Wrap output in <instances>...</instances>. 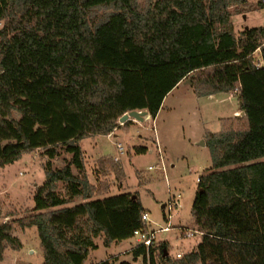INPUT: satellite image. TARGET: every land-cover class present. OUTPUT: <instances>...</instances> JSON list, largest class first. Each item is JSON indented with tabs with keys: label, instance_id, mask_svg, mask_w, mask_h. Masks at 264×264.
Returning <instances> with one entry per match:
<instances>
[{
	"label": "trees",
	"instance_id": "16d2710c",
	"mask_svg": "<svg viewBox=\"0 0 264 264\" xmlns=\"http://www.w3.org/2000/svg\"><path fill=\"white\" fill-rule=\"evenodd\" d=\"M102 8L113 11L95 21ZM261 8L247 0H148L144 10L137 0H0V168L36 150L49 159L29 214L0 222V261L22 248L14 227L36 229L42 264H84L98 238L109 247L153 232L136 195L98 197L83 177L79 142L108 136L129 112L154 120L168 93L190 80L198 98L236 91L242 117L222 120L206 140L211 166L198 178L190 221L200 242L180 258L167 242L134 245L132 261L264 264V26L235 36L230 21ZM57 149L70 158L53 170ZM10 216L0 204V221Z\"/></svg>",
	"mask_w": 264,
	"mask_h": 264
},
{
	"label": "rangeland",
	"instance_id": "374dc122",
	"mask_svg": "<svg viewBox=\"0 0 264 264\" xmlns=\"http://www.w3.org/2000/svg\"><path fill=\"white\" fill-rule=\"evenodd\" d=\"M137 1L144 10L148 0ZM263 1L247 0L251 6L260 3L262 8L232 16L230 21L235 36L243 28L264 26ZM111 11L110 8L98 9L92 16L95 21H100ZM236 95L234 91L198 98L192 91L191 81H183L164 98L154 120L145 117L139 122L132 119L127 127L118 123L119 127L108 136H91L79 142L84 153L83 177L98 189V197L121 193L136 195L146 212L156 243L167 242L172 257L187 252L201 238L195 233L188 239L184 233L192 231L191 207L198 190V178L211 166L206 140L221 130L222 120L242 117ZM117 144L122 146L121 155L116 149ZM138 146L146 147L148 151L137 154L134 147ZM57 151L59 156L50 161L53 170L61 169L70 158L62 149ZM43 152L36 150L23 154L18 161L0 168V204L3 213L11 215L0 222L25 217L32 210L34 191L45 181L49 160ZM72 173L79 175L74 168ZM57 192L64 195L63 184H57ZM80 202L81 199L76 198L68 206ZM13 236L19 239L22 248L6 250L0 264H42L35 228L14 227ZM95 243L97 249L90 251L84 264L113 258L144 264L141 257L132 261L133 238L109 247L103 245L101 238Z\"/></svg>",
	"mask_w": 264,
	"mask_h": 264
},
{
	"label": "built area",
	"instance_id": "2783aa9c",
	"mask_svg": "<svg viewBox=\"0 0 264 264\" xmlns=\"http://www.w3.org/2000/svg\"><path fill=\"white\" fill-rule=\"evenodd\" d=\"M263 3H264V1H263ZM116 149L118 151V154H120V155L123 154V149H122V146L120 144H117V148ZM114 161H117V158H114ZM142 220L148 222L146 214H143ZM164 230L166 231V230H168V228H165ZM184 235H185V238L191 239L192 237H194L195 233L192 232V231H186L184 233ZM132 238L134 239L135 245H140V246H143L145 248L151 247L153 245V243L155 242V234H154V232H149V233L147 232L146 233V232H143V231H135L133 233V237ZM175 256H176V258H180L181 254L180 253H176Z\"/></svg>",
	"mask_w": 264,
	"mask_h": 264
},
{
	"label": "water",
	"instance_id": "95a60500",
	"mask_svg": "<svg viewBox=\"0 0 264 264\" xmlns=\"http://www.w3.org/2000/svg\"><path fill=\"white\" fill-rule=\"evenodd\" d=\"M186 82H189V80H186ZM145 117H147L146 112L133 111V112H129L127 114H124L121 118H119L118 123L123 125L126 121H131L132 119L139 121V122H142ZM132 198L134 199L135 196H132Z\"/></svg>",
	"mask_w": 264,
	"mask_h": 264
},
{
	"label": "crops",
	"instance_id": "0c3cea01",
	"mask_svg": "<svg viewBox=\"0 0 264 264\" xmlns=\"http://www.w3.org/2000/svg\"><path fill=\"white\" fill-rule=\"evenodd\" d=\"M148 118H150V117H149V116H147L145 119H148ZM199 242H200V240H199ZM110 256H111V257H113V256H114V254H113V255H109V257H110ZM103 260H105V259H102V261H103ZM98 262H100V261H98ZM98 262H96V263H98ZM93 264H94V263H93Z\"/></svg>",
	"mask_w": 264,
	"mask_h": 264
}]
</instances>
